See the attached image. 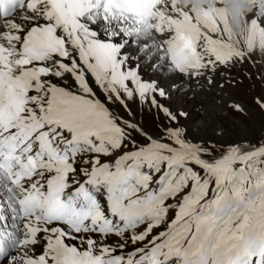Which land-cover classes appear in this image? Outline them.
Returning <instances> with one entry per match:
<instances>
[{"label":"snow or ice","instance_id":"snow-or-ice-1","mask_svg":"<svg viewBox=\"0 0 264 264\" xmlns=\"http://www.w3.org/2000/svg\"><path fill=\"white\" fill-rule=\"evenodd\" d=\"M249 62L264 0H0V264H264V135L166 103Z\"/></svg>","mask_w":264,"mask_h":264},{"label":"rangeland","instance_id":"rangeland-1","mask_svg":"<svg viewBox=\"0 0 264 264\" xmlns=\"http://www.w3.org/2000/svg\"><path fill=\"white\" fill-rule=\"evenodd\" d=\"M255 71L256 68L250 62L242 66L236 65L231 70V75L226 73L216 78L212 85L191 82L179 94L173 90L171 100L166 103L173 111L187 112V118H181L180 125L202 135L206 140L218 142L222 147L217 148V152L223 150L227 143H235L241 138L255 141L264 135V111L254 103L255 96L264 94V85L261 84L259 76H249L250 72ZM232 79H240L243 84L229 86L228 81ZM217 85L222 86L223 91ZM185 89L194 92L189 94ZM231 102H238L246 111H233L226 106ZM130 106L135 118L153 132L158 131L159 123H167L162 115L157 117L154 110H145L141 114L136 103L130 102ZM123 114L127 116L126 112ZM220 129H224L227 134L213 136V132H219Z\"/></svg>","mask_w":264,"mask_h":264},{"label":"bare ground","instance_id":"bare-ground-1","mask_svg":"<svg viewBox=\"0 0 264 264\" xmlns=\"http://www.w3.org/2000/svg\"><path fill=\"white\" fill-rule=\"evenodd\" d=\"M205 2H207V1H205ZM234 27H235V29H236L237 31L239 30V21H236V22L234 23ZM186 86H187V88H188V85H186ZM186 86H185V87H186ZM187 88H186V89H187ZM186 89H185V91H187L189 94H191L192 92H194V91H192V90L189 91V90H186ZM182 91H183V90H182ZM187 92H186V93H187ZM201 93H202V92H201ZM199 98H200V97H199ZM201 104H202V103H201Z\"/></svg>","mask_w":264,"mask_h":264}]
</instances>
